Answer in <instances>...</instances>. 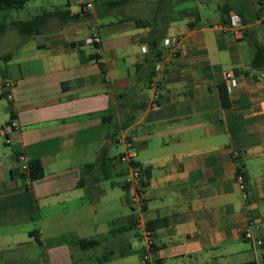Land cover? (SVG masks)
Segmentation results:
<instances>
[{
	"label": "crops",
	"instance_id": "crops-1",
	"mask_svg": "<svg viewBox=\"0 0 264 264\" xmlns=\"http://www.w3.org/2000/svg\"><path fill=\"white\" fill-rule=\"evenodd\" d=\"M86 1L46 9L74 18L52 16L38 34L19 32V19L0 29V264H145L143 229L134 226L140 211L123 183V135L148 178L144 216L159 264H264V80L251 65L253 41L264 43L261 2L215 0L211 20L189 0H131L111 10L93 0L89 11ZM223 7L242 16L243 36L215 26L229 21ZM155 18L148 27L135 21ZM93 20L101 52L88 42ZM153 29L161 59L163 39L181 37L177 56L153 78L156 105L149 78L158 60L145 41ZM228 72L242 81L228 86L224 107L219 85H228ZM108 111L113 124L102 118ZM12 119L19 127L6 132ZM105 144V165L86 168ZM115 144L122 149L111 155ZM22 152L41 159L43 177L25 180ZM113 175L119 180L106 184ZM81 238L100 243L82 249Z\"/></svg>",
	"mask_w": 264,
	"mask_h": 264
},
{
	"label": "built area",
	"instance_id": "built-area-1",
	"mask_svg": "<svg viewBox=\"0 0 264 264\" xmlns=\"http://www.w3.org/2000/svg\"><path fill=\"white\" fill-rule=\"evenodd\" d=\"M93 8V0L86 1L83 4V9L86 11L92 10ZM258 21L264 23V0H262V2L260 3ZM215 26L222 27L225 30H230L235 36L241 37L244 34V30L247 27V24L244 23L242 16L237 11L233 10L229 12V21L227 23L223 25L215 24ZM90 31L91 35L88 38V42L90 44L96 45L97 50L101 52L100 44L102 43V37L99 31V24L96 20L92 21L90 25ZM180 43V36H170L163 39L162 46L166 50V54L155 65V70L157 73H163L165 68H167L171 64L172 59L178 54ZM255 77L257 80L263 81L264 69L260 70L255 75ZM156 78L151 81V87L154 89V99L152 101V105H156L158 103V97L160 93V81ZM226 79L228 80V86L231 87L238 86L242 81L241 77L236 76L233 72H228L226 74ZM5 86L7 88L11 87L13 86V82L7 80ZM18 127V122L15 119H12L11 122L6 126L5 130L6 132H10L14 129H17ZM120 140L124 144L125 150L121 155H119V159L129 164V170L124 176L123 183L131 190L130 202L132 206L137 207L140 211L139 214L134 218V226L143 229V238L146 242L143 261L145 264H159L157 258L154 255L157 247V240L153 236L152 230L148 227L147 220L144 216L145 207L148 201V178L145 174L144 168L137 164L134 160L136 151L133 140H131L127 135L121 136ZM7 142H10L9 138H7ZM18 157L21 168L23 170V174L26 175L25 180L28 182H32L29 177L30 160L23 152L20 153ZM237 179L240 183L241 188L246 189L247 181L241 172L238 173ZM245 236L247 238H251V231L247 230L245 232ZM258 244L263 245L264 240L259 239Z\"/></svg>",
	"mask_w": 264,
	"mask_h": 264
},
{
	"label": "trees",
	"instance_id": "trees-1",
	"mask_svg": "<svg viewBox=\"0 0 264 264\" xmlns=\"http://www.w3.org/2000/svg\"><path fill=\"white\" fill-rule=\"evenodd\" d=\"M28 0H0V10H13V9H20L23 8ZM131 0H97L99 5L104 6L107 10L115 9L120 7L121 5L129 2ZM160 2L164 0H159ZM262 2V0H259ZM224 14H228V19H229V8L228 7H223L221 8ZM52 16H57L61 18L63 21H69L74 18V15L70 14V11L68 10H62V9H55V10H45L42 13H39L32 18L23 20L19 19L13 22V24L17 27L19 32L22 34L26 35H34L38 34L42 30V26L46 24L48 19ZM158 18L155 19H136V24L139 27H148L152 23L157 22ZM4 25L5 23L0 22V29L4 30ZM158 31L155 32L153 29L149 35L145 38V41L149 45V49L151 52V56L153 59L156 61L161 60L160 58V40L161 36L157 34ZM253 45L255 47V54L252 59L251 65L254 68H259V69H264V43L259 41V40H254ZM156 65V64H155ZM156 76V70L154 67V71L152 76L149 78V83L153 80V78ZM219 94L221 97V101L224 107H228L231 105V100L229 96V91H228V85L226 82H222L219 85ZM102 118L106 122H110L113 124V112L108 111L105 112L102 115ZM115 133V132H114ZM111 132L107 138L108 139H115V134ZM109 149V144H105V146L102 148L98 160L95 163H90L87 164L86 168L88 167H94L96 164H101L105 165V161L107 158L104 157L105 153L108 152ZM85 168V169H86ZM240 169V168H239ZM240 171V170H239ZM45 174V169L43 166V163L41 159H33L30 160V173L29 177L31 181L37 180L41 177H43ZM26 175H24V178ZM100 243V239L98 238H81L75 242L80 248L82 249H90V248H95L98 244Z\"/></svg>",
	"mask_w": 264,
	"mask_h": 264
},
{
	"label": "rangeland",
	"instance_id": "rangeland-1",
	"mask_svg": "<svg viewBox=\"0 0 264 264\" xmlns=\"http://www.w3.org/2000/svg\"><path fill=\"white\" fill-rule=\"evenodd\" d=\"M67 2V0H28L26 5L20 9L14 10H0V22L6 23L11 19H29L33 16L42 13L46 9H52L53 7H63V5ZM192 6L194 10H200L202 14V19L205 17H210L211 20L215 19L216 12L218 11V3L215 0H208V2H203L202 0H189L187 2ZM222 3V0H220ZM74 9L80 10V6H78L74 1H72ZM119 149H122V145H114L111 155H115L119 152ZM119 177L113 175L110 178V181H107L106 184H110L111 181H117ZM100 208H104V204L102 202L99 205ZM129 208V207H128Z\"/></svg>",
	"mask_w": 264,
	"mask_h": 264
}]
</instances>
